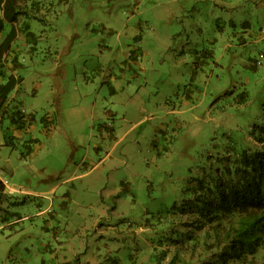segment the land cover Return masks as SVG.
Listing matches in <instances>:
<instances>
[{
  "label": "rangeland",
  "instance_id": "rangeland-1",
  "mask_svg": "<svg viewBox=\"0 0 264 264\" xmlns=\"http://www.w3.org/2000/svg\"><path fill=\"white\" fill-rule=\"evenodd\" d=\"M16 1L0 264H229L181 211L263 146L264 0Z\"/></svg>",
  "mask_w": 264,
  "mask_h": 264
},
{
  "label": "trees",
  "instance_id": "trees-1",
  "mask_svg": "<svg viewBox=\"0 0 264 264\" xmlns=\"http://www.w3.org/2000/svg\"><path fill=\"white\" fill-rule=\"evenodd\" d=\"M0 34L9 23L12 33L4 41H0L1 60L11 50V42L17 38L14 25L23 13L16 0H0ZM5 62V61H4ZM259 63V62H258ZM258 63L256 66H258ZM0 120L8 115L10 95L19 86L20 79L15 75L0 74ZM19 114V111H17ZM13 124H19L16 114L10 115ZM264 131V130H263ZM259 138V137H258ZM263 145L252 151H245L233 169L228 168V179L219 177L216 181H200L194 189L192 199L185 205L186 209L198 214V228L209 227L205 238L213 233V246L223 249L219 258L223 263L237 264L249 256H256L264 249V141ZM206 194V195H205ZM219 241V239H222ZM212 238V237H211ZM206 240V239H205ZM208 242V243H207ZM203 243L209 246V241ZM181 260H172L178 264Z\"/></svg>",
  "mask_w": 264,
  "mask_h": 264
},
{
  "label": "crops",
  "instance_id": "crops-1",
  "mask_svg": "<svg viewBox=\"0 0 264 264\" xmlns=\"http://www.w3.org/2000/svg\"><path fill=\"white\" fill-rule=\"evenodd\" d=\"M0 189L4 192L6 191L7 187L5 186L1 176H0Z\"/></svg>",
  "mask_w": 264,
  "mask_h": 264
},
{
  "label": "built area",
  "instance_id": "built-area-1",
  "mask_svg": "<svg viewBox=\"0 0 264 264\" xmlns=\"http://www.w3.org/2000/svg\"><path fill=\"white\" fill-rule=\"evenodd\" d=\"M4 182V181H3ZM4 184H6V181L4 182Z\"/></svg>",
  "mask_w": 264,
  "mask_h": 264
}]
</instances>
